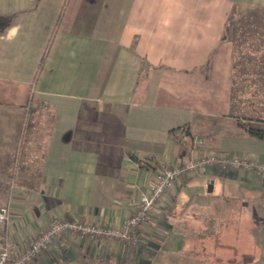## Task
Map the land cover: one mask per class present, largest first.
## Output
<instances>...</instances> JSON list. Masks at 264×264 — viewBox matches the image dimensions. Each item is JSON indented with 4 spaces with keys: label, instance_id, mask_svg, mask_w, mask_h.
<instances>
[{
    "label": "crops",
    "instance_id": "crops-1",
    "mask_svg": "<svg viewBox=\"0 0 264 264\" xmlns=\"http://www.w3.org/2000/svg\"><path fill=\"white\" fill-rule=\"evenodd\" d=\"M236 1L0 0V198L12 197V233L58 214L124 223L151 171L127 151L171 164L184 149L171 129L197 135L196 151L264 160V138L236 124L254 116L233 104V41L221 39ZM227 198L251 217L264 178L206 171L165 193L166 234L148 223L136 246L97 252L63 238L31 264H205L222 238L185 239L176 224Z\"/></svg>",
    "mask_w": 264,
    "mask_h": 264
},
{
    "label": "built area",
    "instance_id": "built-area-1",
    "mask_svg": "<svg viewBox=\"0 0 264 264\" xmlns=\"http://www.w3.org/2000/svg\"><path fill=\"white\" fill-rule=\"evenodd\" d=\"M183 140L186 146L175 162L157 165L150 171L143 191L129 207L122 224L58 214L52 216L46 225L36 223L34 233L23 235L17 232L18 235L12 233L10 197L7 204L0 207V264H31L47 254L55 241L63 238L82 241L96 252L104 250L108 243L136 246L141 242L140 232L145 224L151 223L166 234L160 207L165 193L179 184L210 170L222 175L241 170L251 181L264 178V160L225 151H196V144L201 142L197 137L190 139L187 136Z\"/></svg>",
    "mask_w": 264,
    "mask_h": 264
},
{
    "label": "rangeland",
    "instance_id": "rangeland-1",
    "mask_svg": "<svg viewBox=\"0 0 264 264\" xmlns=\"http://www.w3.org/2000/svg\"><path fill=\"white\" fill-rule=\"evenodd\" d=\"M227 36L234 43L233 104L238 105L245 116H254L257 112L263 118L264 0L234 2L227 21ZM211 195L216 196L217 190L203 197L211 199ZM9 199L0 198V207ZM247 206L253 220L248 235L237 236L233 230L228 236H221L222 244L214 248L218 250L216 259L206 257L205 264H264V209L261 201L247 202Z\"/></svg>",
    "mask_w": 264,
    "mask_h": 264
},
{
    "label": "trees",
    "instance_id": "trees-1",
    "mask_svg": "<svg viewBox=\"0 0 264 264\" xmlns=\"http://www.w3.org/2000/svg\"><path fill=\"white\" fill-rule=\"evenodd\" d=\"M6 22V21H5ZM229 38L227 36V25L225 26L222 40H226ZM234 47V43H233ZM233 59H234V50H233ZM42 59L40 63H42ZM32 101V100H31ZM254 112V109L251 110ZM254 118H241L236 120V124L241 128L245 136L253 139L261 140L264 138V123L262 115L254 112ZM169 136L176 143L180 144L182 147H185L184 137L189 136L191 139L193 135L190 133L187 127L171 129L169 131ZM190 142V141H187ZM127 155L130 159L135 161L139 167L145 169H153L154 167H150L147 163L143 161L137 160L133 154L127 151ZM235 200V202H234ZM237 199L232 198V203L229 202V198L226 200L219 202V211L214 213H202V214H191L190 218L195 223H187L186 221H182L179 219V222L176 224L177 230L181 233V235L185 239H198V238H213V237H221L228 236L230 231L236 232L237 236L240 235H248L249 230H251V224L253 220L251 217H247L246 214L243 213V208L241 207L242 202H237ZM186 216L187 215H182ZM196 221H201V223H197ZM186 223V224H185ZM222 234V235H221ZM246 235V236H247Z\"/></svg>",
    "mask_w": 264,
    "mask_h": 264
},
{
    "label": "water",
    "instance_id": "water-1",
    "mask_svg": "<svg viewBox=\"0 0 264 264\" xmlns=\"http://www.w3.org/2000/svg\"><path fill=\"white\" fill-rule=\"evenodd\" d=\"M212 191V182H210L208 185H207V192L210 193Z\"/></svg>",
    "mask_w": 264,
    "mask_h": 264
}]
</instances>
